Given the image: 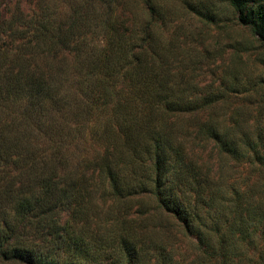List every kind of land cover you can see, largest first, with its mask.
<instances>
[{
	"label": "trees",
	"instance_id": "16d2710c",
	"mask_svg": "<svg viewBox=\"0 0 264 264\" xmlns=\"http://www.w3.org/2000/svg\"><path fill=\"white\" fill-rule=\"evenodd\" d=\"M33 1L0 0V264H264L231 37L264 54V0Z\"/></svg>",
	"mask_w": 264,
	"mask_h": 264
},
{
	"label": "rangeland",
	"instance_id": "374dc122",
	"mask_svg": "<svg viewBox=\"0 0 264 264\" xmlns=\"http://www.w3.org/2000/svg\"><path fill=\"white\" fill-rule=\"evenodd\" d=\"M15 1L19 2L20 8L23 9L24 11H30L31 10V12H32L34 10V8L36 7L35 2L33 0H15ZM60 4H65V2L64 1H60ZM197 23L198 22H196V24ZM222 34H224V32H222ZM233 34H234L235 38L240 40L242 43L247 44L246 51L243 53V55H241L243 57V67L241 68V73H242L243 79H245L244 81L249 80V79H253L255 77L256 78L257 77H261V75L264 74V54H260L259 57H256V55H255V50L256 49H253L252 48V43L249 42L250 33L248 31H243L242 28L238 27V28L234 29V31L231 34V37L233 36ZM232 52H234V51H232ZM235 60H236V62H231L232 65L238 63L237 61L239 60V56H236ZM240 60H242V58ZM218 69H219L218 71H220L219 73H224V67L223 66L219 67ZM234 70H236L237 73L240 72L238 66L234 67ZM261 90H262L261 91V93H262L264 91V89H261ZM241 98L242 97H236V100H234V102L236 104L239 101L240 102H247V103L248 102H253V99L251 98V95H246V98L243 99V100H241ZM256 101H258V99ZM256 114H259V116L261 118H264V111L261 112V113L260 112L256 113ZM244 174H246V173H244ZM257 243L259 245L264 244V236L262 238H260V240H257ZM249 247H252V246L249 245ZM249 250L250 249H246V252H248ZM254 252L255 251H253V253H251V254H253V260H254L253 262L259 261V259L256 257L257 252H256V255H254L255 254ZM243 261L246 262L245 260H243ZM259 262H261V261H259Z\"/></svg>",
	"mask_w": 264,
	"mask_h": 264
}]
</instances>
